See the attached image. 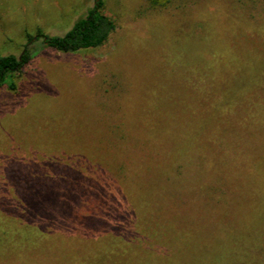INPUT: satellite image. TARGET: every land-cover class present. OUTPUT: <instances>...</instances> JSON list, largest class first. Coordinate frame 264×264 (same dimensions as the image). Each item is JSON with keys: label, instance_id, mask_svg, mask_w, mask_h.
<instances>
[{"label": "rangeland", "instance_id": "rangeland-1", "mask_svg": "<svg viewBox=\"0 0 264 264\" xmlns=\"http://www.w3.org/2000/svg\"><path fill=\"white\" fill-rule=\"evenodd\" d=\"M93 4L0 0V57L38 32L64 36ZM102 13L115 26L102 46L61 53L33 40L0 88V264H88L94 253L197 263L224 230L252 245L229 264H264V0H106ZM219 93L246 132L235 112L213 111ZM206 127L214 151L197 140L185 161L169 156L183 130ZM149 137L158 156L141 148ZM125 217L133 235L111 225Z\"/></svg>", "mask_w": 264, "mask_h": 264}, {"label": "trees", "instance_id": "trees-1", "mask_svg": "<svg viewBox=\"0 0 264 264\" xmlns=\"http://www.w3.org/2000/svg\"><path fill=\"white\" fill-rule=\"evenodd\" d=\"M93 2L94 4L92 8L89 10V12L87 13L86 17L77 20L76 23L73 25L72 29H70V31H68L64 36L49 37L47 35H43L40 32H38L35 39L31 37L29 38L28 44L33 40L35 41L41 40V45L43 47L52 48L53 50L57 52H61V53H77V52L84 51V50L96 49L102 46L108 40L109 36L112 34L113 30L115 29V26H114V23L102 13V8L106 0H93ZM28 44L25 45L24 51L19 56L6 55V56L0 57V88H2L5 85L8 78H11L13 75L20 73L22 69L26 66V64L29 62V60L31 59L32 53L30 51V48L27 46ZM11 87L13 88V85H11ZM210 87H211V92H212L213 85L211 83H210ZM217 96H219L221 100L220 101L211 100V103H212L211 106H213L212 107L213 111L219 115L221 113L223 116L225 113L227 116L228 113L235 112L236 114H232V118H231L233 120V123L236 126L242 125L243 130L240 133L246 132V130H248V127H247L248 124L245 125L244 122H242L243 116H241L244 114H241V113L238 114L233 109H229L230 107L234 105L235 103L234 100H230L228 102L226 98H223L224 95L222 93H219L218 95L214 96V98L217 99L218 98ZM226 100H227L228 105H232L231 104L232 101L234 103L232 106H226L227 111L221 112L219 109V106L220 105L222 106V103H226ZM251 115H252V118L255 117V114H251ZM194 116H195L196 121H199L198 115H194ZM246 121H248V118H246ZM182 133L188 134L187 137L181 139L179 144L172 151L173 153L169 154V156L176 158V160L178 159L180 161H185L192 151L198 149V147L202 144L200 142H196L197 140L204 142L206 148L207 146L212 147L211 151H214L216 149L215 142H214L216 138V133L214 130H210L206 127L204 129H194V130L192 129L189 132L186 130H183ZM167 134H168L167 131H163L159 137L162 136L163 139H165ZM190 134H192L193 136H191ZM192 138H194V140H192ZM158 141H159V138L157 140V139H154L153 137H149L148 142L145 145H143L141 148L150 147V149L152 150V153L155 154V156H158L160 154L158 152V149H159ZM211 142H214L212 143L213 145H211ZM179 168H180V165L176 163V166L173 168V171H176ZM109 218L110 217L105 218L103 220L108 221ZM26 221L28 223L26 226L32 227L29 219ZM130 221H132L131 217H129L127 222H126V217H125L120 220L117 219L115 222L112 221L111 225L117 231H120L121 233H123V235H127V234L133 235L134 231L133 229L130 228V223H131ZM17 230L19 232L18 234L22 236L20 239V241L22 242V247H25L26 244H29L31 239L29 238V235H26V233L24 232L25 229H22L20 227V228H17ZM162 239L166 241L169 240L167 238H162ZM218 239H221L224 242L221 241V246L215 247L218 251L216 252V254L214 250L210 252L207 251L208 252L207 256L209 255L208 261H203V256H205L204 252H197L195 256L192 255V257L201 258L197 260L198 261L197 263H195L194 261H191V258L182 260L181 262L178 260V258H175V257L173 258L170 255H168V256H164L168 260L159 261V260L153 259V257L152 259L148 258L146 264L148 263L149 264L150 263L151 264H220V263L229 264L230 263L229 256L233 255V253L231 252L234 249L237 250L236 253L234 254H239V256H241L243 253L249 252V249H250L249 247H252L251 242L247 243L245 242V240H242V242H239L236 240V237H235L236 241L232 238H229L228 232L226 230L218 232ZM105 243L106 242H104V244ZM148 244L152 246L153 243L148 242ZM238 246H241V248H239ZM97 255L95 253L94 255L90 254L88 258L86 257L83 263L87 262L88 264H102V262L104 261V253L98 256ZM109 257L110 256H108L107 259ZM109 259L107 260V263L108 261L111 262V260ZM121 264H124V262L121 261Z\"/></svg>", "mask_w": 264, "mask_h": 264}]
</instances>
